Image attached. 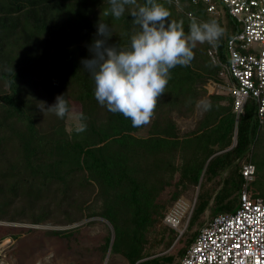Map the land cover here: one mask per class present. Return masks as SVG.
Listing matches in <instances>:
<instances>
[{"label": "trees", "instance_id": "1", "mask_svg": "<svg viewBox=\"0 0 264 264\" xmlns=\"http://www.w3.org/2000/svg\"><path fill=\"white\" fill-rule=\"evenodd\" d=\"M180 1L178 7L158 0L185 34L193 20L215 21L222 29L215 45L223 56L238 30L225 7L218 4L216 16L204 4ZM107 7V0H0V222L73 225L101 218L112 228V237L94 250L103 259L117 248L130 264H174L214 217L232 213L238 201L240 206L244 164L255 167L252 183L263 185L264 125L256 110L247 109L253 102L236 123L232 98L208 94L209 82L221 80L220 68L207 55L208 42L196 43L187 66L170 70L148 124L133 127L99 105L80 63L90 58L86 46L95 38L94 25L108 23V43L122 48L138 31L131 8L114 19L103 14ZM58 95L69 107L64 118L43 111L41 104L46 109ZM73 105H79V124L69 129ZM198 108L195 127L183 132L176 118L190 119ZM199 184L190 233L178 238L163 219ZM252 198H264V188ZM227 200L229 206H218ZM210 207L216 214L205 219ZM47 233L66 239L71 249L78 245L76 231ZM176 242L184 246L165 254Z\"/></svg>", "mask_w": 264, "mask_h": 264}, {"label": "clouds", "instance_id": "2", "mask_svg": "<svg viewBox=\"0 0 264 264\" xmlns=\"http://www.w3.org/2000/svg\"><path fill=\"white\" fill-rule=\"evenodd\" d=\"M105 16L119 19L126 7L131 8L132 23L138 31L130 37L127 48L109 44L112 37L108 23L98 21L95 38L87 45L90 58L81 59L84 72L94 83L93 97L109 112L119 113L131 121L133 127L146 125L153 116L157 97L164 93L170 70L187 66L196 43L215 44L222 29L215 21L197 23L193 20L188 33L168 19L170 12L158 0H107ZM43 111L64 118L69 107L64 95L54 103H41ZM83 130V128H81Z\"/></svg>", "mask_w": 264, "mask_h": 264}, {"label": "built area", "instance_id": "3", "mask_svg": "<svg viewBox=\"0 0 264 264\" xmlns=\"http://www.w3.org/2000/svg\"><path fill=\"white\" fill-rule=\"evenodd\" d=\"M180 6V0H167ZM204 4L207 12L219 16L218 4L227 10L237 25L221 56L215 44L207 55L220 68L225 82L214 81L209 86L227 93L233 101L236 123L244 115L248 102L255 105L258 123L264 125V0H188ZM245 189L239 208L230 214H219L203 227L188 247L179 264H264V198L251 199L247 187L254 180L255 167L242 166ZM179 205L165 215L163 223L180 230L184 217ZM4 264V263H0Z\"/></svg>", "mask_w": 264, "mask_h": 264}, {"label": "rangeland", "instance_id": "4", "mask_svg": "<svg viewBox=\"0 0 264 264\" xmlns=\"http://www.w3.org/2000/svg\"><path fill=\"white\" fill-rule=\"evenodd\" d=\"M248 111L255 112V105L249 104L247 106ZM79 112V105H73V108L68 116V128L71 129L73 126L79 124L77 113ZM202 114L201 108H198L195 115L190 119L176 118L178 125L183 132L191 130L195 127L196 121ZM220 179L224 180L226 174L223 173ZM201 182V181H200ZM199 182V183H200ZM238 186V185H237ZM245 184L240 186L239 193H242L245 189ZM264 188L263 185L258 183L250 182L248 184V195L251 199L256 196L260 190ZM200 184L197 186L195 194L186 193L181 199H179L173 206L179 205L180 210L184 213V217L180 223V230H186L183 237L189 235L187 230L189 218L192 210L196 203ZM202 190L201 192H204ZM237 195V194H236ZM235 196H232L233 198ZM230 199V198H229ZM213 202V199L211 200ZM235 201V200H234ZM219 202V201H217ZM211 204V203H210ZM222 204H228V200L218 203L220 207ZM171 206L167 213L173 208ZM212 206V204L210 205ZM239 207L238 205L233 206L232 213L235 212ZM166 213V214H167ZM216 214V209L210 207L207 216L211 217ZM90 221L92 224H90ZM202 226V225H201ZM0 263L4 264H130L129 259L121 252H117V248L111 253L109 250L106 254L105 259L102 258L101 251H94L100 247L105 240V237L109 234L112 237L111 226L101 218L84 219L73 225H65L60 221H48L45 224L34 226L28 221L23 220L19 222H0ZM6 227H11L13 231L9 234L5 230ZM76 229V230H75ZM197 230L200 227L197 226ZM51 231H76L75 238L76 244L75 249H71L66 241L61 237L49 235L47 232ZM194 231V230H192ZM177 233V232H176ZM178 234V233H177ZM13 235V236H12ZM7 236V237H6ZM13 237H17L16 239ZM179 238V235H178ZM177 238V239H178ZM178 241V240H177ZM74 243V242H73ZM184 246L183 243H174L165 254L176 253L177 250ZM111 249V248H110ZM139 261V262H143ZM179 260H175L174 264ZM138 262V263H139Z\"/></svg>", "mask_w": 264, "mask_h": 264}, {"label": "crops", "instance_id": "5", "mask_svg": "<svg viewBox=\"0 0 264 264\" xmlns=\"http://www.w3.org/2000/svg\"><path fill=\"white\" fill-rule=\"evenodd\" d=\"M221 79V78H220ZM225 81L224 80H220V81H218V82H216V83H220V84H222V83H224ZM206 89H207V91H208V94H213V93H220V94H224V95H228L227 93H225V92H223L222 90H220V89H216V88H213V87H211V86H209V85H207L206 86ZM229 96V95H228ZM230 97V96H229Z\"/></svg>", "mask_w": 264, "mask_h": 264}]
</instances>
